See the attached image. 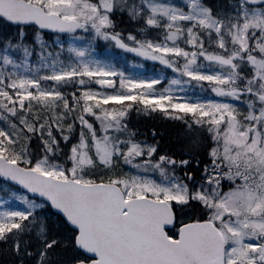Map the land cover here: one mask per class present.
<instances>
[{"label": "snow or ice", "instance_id": "obj_1", "mask_svg": "<svg viewBox=\"0 0 264 264\" xmlns=\"http://www.w3.org/2000/svg\"><path fill=\"white\" fill-rule=\"evenodd\" d=\"M0 264H264V0H0Z\"/></svg>", "mask_w": 264, "mask_h": 264}, {"label": "trees", "instance_id": "obj_2", "mask_svg": "<svg viewBox=\"0 0 264 264\" xmlns=\"http://www.w3.org/2000/svg\"><path fill=\"white\" fill-rule=\"evenodd\" d=\"M133 123L136 124L138 127H140L141 130H146L149 126H151L152 124H155L158 131L163 129L164 139L166 141H168L169 143H174L175 141L176 128L175 126L169 123H165L162 121H152L144 117L136 118L135 116L133 117Z\"/></svg>", "mask_w": 264, "mask_h": 264}, {"label": "rangeland", "instance_id": "obj_3", "mask_svg": "<svg viewBox=\"0 0 264 264\" xmlns=\"http://www.w3.org/2000/svg\"><path fill=\"white\" fill-rule=\"evenodd\" d=\"M128 59L131 60V59H133V57L131 55H129ZM147 66L148 67H151V62H148V65Z\"/></svg>", "mask_w": 264, "mask_h": 264}]
</instances>
